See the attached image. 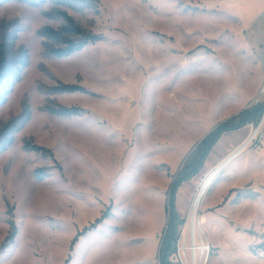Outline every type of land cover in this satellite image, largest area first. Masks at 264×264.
Masks as SVG:
<instances>
[{
  "label": "rangeland",
  "instance_id": "obj_1",
  "mask_svg": "<svg viewBox=\"0 0 264 264\" xmlns=\"http://www.w3.org/2000/svg\"><path fill=\"white\" fill-rule=\"evenodd\" d=\"M240 10V0H0L12 61L0 89V264H158L184 160L264 103V26ZM58 11L103 39L49 56L41 31L65 24ZM62 106L82 115L50 113ZM177 206L181 244L210 248L199 264H264V116L222 137Z\"/></svg>",
  "mask_w": 264,
  "mask_h": 264
},
{
  "label": "trees",
  "instance_id": "obj_2",
  "mask_svg": "<svg viewBox=\"0 0 264 264\" xmlns=\"http://www.w3.org/2000/svg\"><path fill=\"white\" fill-rule=\"evenodd\" d=\"M87 3L97 4L98 0H85ZM58 18L64 20L65 24L55 29L47 26L41 31V36L45 38V49L49 56L54 58L70 57L73 54L83 50L89 44H95L103 39L102 36L94 34L91 31L84 29L72 16L65 11L57 12ZM6 48L1 44L0 47V89L2 87H11L10 83H6L7 74L12 66L11 58L9 57ZM75 89L72 86L60 87L57 90L61 92H71ZM3 97L0 95V100ZM51 114L58 116H80L82 110L80 108H51ZM264 116V103L251 105L237 115L220 123L215 127L198 145L193 149L191 154L184 160L167 193L166 214L167 226L163 233V239L160 246L158 264H169L171 257L175 254L177 244L180 239L181 227L186 223V219L181 216L177 209V195L184 184L198 177L204 170L207 160L211 153L225 134L239 131L247 126L257 127ZM10 127H6L3 134ZM2 134V135H3ZM7 134V132H6ZM5 134V135H6ZM8 135L10 133L8 132ZM26 147L31 150H36L45 154H52L50 150L36 145L26 144ZM45 170L38 169L36 176L38 180H43ZM17 235L15 228L11 235L7 237L6 245L13 242Z\"/></svg>",
  "mask_w": 264,
  "mask_h": 264
},
{
  "label": "crops",
  "instance_id": "obj_3",
  "mask_svg": "<svg viewBox=\"0 0 264 264\" xmlns=\"http://www.w3.org/2000/svg\"><path fill=\"white\" fill-rule=\"evenodd\" d=\"M240 3H241V10H240L239 13H240L242 19L247 23V25H252V24L255 25V24H257L260 27L264 26V0H240ZM262 45L263 44H261L260 46H262ZM237 114H235V115H237ZM235 115H233V116H235ZM248 127L249 126L243 128V129H241L239 131H235V132H231V133L225 134L224 136L230 135V134H233V133L234 134L235 133L236 134H242V132L245 133V131L248 129ZM229 141H231L233 145H236V144H239L240 142H242L244 140L243 139H229ZM212 153H211V155H212ZM177 209H178V206H177Z\"/></svg>",
  "mask_w": 264,
  "mask_h": 264
},
{
  "label": "built area",
  "instance_id": "obj_4",
  "mask_svg": "<svg viewBox=\"0 0 264 264\" xmlns=\"http://www.w3.org/2000/svg\"><path fill=\"white\" fill-rule=\"evenodd\" d=\"M258 103L259 100H257L256 104ZM237 155H239V153ZM183 237H184V233L181 232L180 239L177 244L176 252L171 257L169 264H199L198 263L199 259L197 255L200 254L199 258L202 259L206 254V252H209L210 248L204 245H202V247L198 246L195 238L193 239V241L190 242L189 246H186L185 244L182 245L181 244L182 239L185 240V238Z\"/></svg>",
  "mask_w": 264,
  "mask_h": 264
},
{
  "label": "bare ground",
  "instance_id": "obj_5",
  "mask_svg": "<svg viewBox=\"0 0 264 264\" xmlns=\"http://www.w3.org/2000/svg\"><path fill=\"white\" fill-rule=\"evenodd\" d=\"M225 166V164L220 165L218 168H216L207 178V180L205 181L203 188L200 192V195L198 197V199L196 200L195 206H194V210H195V215L197 214V211L199 209V206L201 204L202 199L204 198V196L207 193V190L209 189V187L213 184L214 180L217 178L218 174L221 172V170L223 169V167Z\"/></svg>",
  "mask_w": 264,
  "mask_h": 264
}]
</instances>
